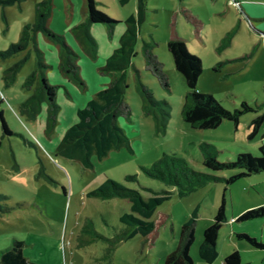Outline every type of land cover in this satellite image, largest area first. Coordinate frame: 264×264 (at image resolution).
Segmentation results:
<instances>
[{
    "label": "rangeland",
    "instance_id": "374dc122",
    "mask_svg": "<svg viewBox=\"0 0 264 264\" xmlns=\"http://www.w3.org/2000/svg\"><path fill=\"white\" fill-rule=\"evenodd\" d=\"M40 1L43 0L14 3L0 0V53L21 41L25 26L35 21ZM103 1L99 6L118 22L115 26L118 29L128 26L122 19L136 15L139 4V0H129L126 5ZM52 2L57 3L53 6V22L48 27L63 35L78 54L77 63L85 85L61 71L60 45L45 31H38L37 46L50 66L46 78L57 87L59 106L56 124L47 131L48 101L37 100L35 115L23 107L39 85L37 80L31 88L25 84L37 69L38 54L33 42L11 54L0 55V113L11 131L9 135L4 133L0 118V193L9 197L1 203L10 208L0 212V252L18 239L24 242L25 255L37 264H164L165 257L179 243L183 225L196 212L195 241L190 254L195 264H211L200 258L199 248L204 231L213 224L225 196L229 221L220 228L219 255L213 264H221L234 250L240 251L244 263L264 264V250L254 249L236 236L248 233L264 241V217L230 222L233 216L264 206V172L231 184L211 180L180 197L173 187L147 176L142 169L164 153H176L186 158L194 170L217 177L228 178L240 171H210L203 163L202 141L215 147L222 162L232 161L241 153L260 154L263 142L257 139L264 133V123L256 139L250 140L248 135L251 121L264 114V9L256 7L264 5V0H145V20L134 24L139 29L136 55L127 70L125 100L132 114L117 119L130 139L132 150L126 147L112 150L102 160L94 155L91 168L84 167L79 159L58 155L56 150L67 130L78 121V110L95 98V87L106 79L119 77L122 72L105 68L113 54H99V41L105 45V41L113 39L114 32L111 34L106 24L90 25L97 33L94 37L99 39L94 57L77 40L73 26L70 27V13L59 0ZM246 4L253 5L252 13L245 10ZM78 15L82 13H76L75 18ZM173 38L183 39L189 50L203 61L199 92L213 95L227 110L241 108L243 101L254 109L241 115L237 127L225 120L216 129H193L184 121L182 110L188 87L168 49ZM145 44L163 63L168 88L146 69ZM15 65L19 67L16 80L7 85L8 69ZM139 81L150 88L157 100L168 103L170 118L166 127L157 126L153 115L156 108L150 107L151 114L146 113L148 108L144 109ZM27 140L34 145H29ZM40 160L54 181L38 176ZM128 175L136 179L129 180ZM108 179L139 190L145 199L153 195L146 188L172 191L151 218L155 224L151 233L114 242L118 235L131 230L120 219L124 213L131 212V203L120 197L103 199L90 195ZM87 224L90 231L84 230ZM93 229L104 238L95 239Z\"/></svg>",
    "mask_w": 264,
    "mask_h": 264
},
{
    "label": "trees",
    "instance_id": "16d2710c",
    "mask_svg": "<svg viewBox=\"0 0 264 264\" xmlns=\"http://www.w3.org/2000/svg\"><path fill=\"white\" fill-rule=\"evenodd\" d=\"M8 3L22 2L24 0H5ZM124 2L128 0H123ZM52 0H43L37 4L36 18L33 23L25 26L21 41L13 44L9 50L0 55L11 54L16 50L25 48L30 42H33L37 51V69L27 78L26 86L31 88L34 82H39L37 91L29 97L24 103V108H29L31 114L35 115L38 111L37 100L46 99L49 103V117L47 131H51L56 124V116L59 106L56 103L57 87L51 85L46 78V70L50 67L45 62L43 52L37 46V32L43 30L48 37L60 45V69L62 72L84 86V80L80 74V66L77 63L78 54L67 44L63 35L57 34L48 27V20L53 11ZM88 17L86 21L73 27V32L77 40L85 47L92 55L97 56V41L90 31V25L94 23L106 24L111 34H113L116 24L110 15L98 7L96 0H87ZM146 4L145 0H139L136 15L129 17L127 30L121 38L120 47L109 58L106 69L122 71L120 76L111 82V84L99 91L95 98L91 99L87 105L80 108L77 112L78 121L73 124L64 135L60 144L57 147L56 153L69 159H79L86 168L93 167L92 157L95 155L102 160L112 150H118L123 147L130 151V139L125 134L122 127L118 124L119 116L130 117L132 109L130 104L125 100L127 70L133 65V56L136 55V45L138 42L139 29L134 24H141L145 20ZM168 49L172 54L175 67L180 72L186 81L188 94L182 110V116L186 123L193 129H216L225 120L234 122L238 126L241 115L251 112L254 109L243 101L241 108L233 111L225 109L222 104L211 94L198 91V83L203 71L202 59L192 53L186 42L181 38H173L168 42ZM144 56L146 59V69L150 71L159 82L169 87L167 74L163 71V63L154 54L149 45L145 44ZM116 61V62H114ZM19 67L15 65L8 69L9 74L6 76L7 85L12 84L16 80ZM137 74L139 71L135 69ZM140 88L144 99V109L148 108V114H151V108H156L157 111L153 114L157 126L163 124L166 127L170 111L166 100H157L150 88L143 82L139 81ZM150 104V105H149ZM2 126L6 135L11 134L9 126L4 118L3 113H0ZM264 123V114L254 118L251 121V132L248 139H255L259 128ZM159 127V126H158ZM160 128V127H159ZM161 129V128H160ZM264 136V133H263ZM27 143L33 146L27 140ZM1 144V142H0ZM200 148L204 155L203 163L210 171H222L231 169H240L238 173L224 178L217 177L212 174L196 171L192 168L188 160L176 153H164L163 156L152 163L150 166L142 167L144 173L154 179L174 188V191L180 196H186L198 188L202 187L211 180L223 181L227 184L234 183L236 180L259 174L264 172V145L259 147L260 154L253 155L252 153H241L232 161L222 162L218 160L215 147L208 142L202 141ZM41 161L39 177H46L54 181L46 172L45 164ZM129 180H135L136 177L128 175ZM153 193L151 197L145 199L139 190L130 189L123 184L108 179L105 183L95 189L90 195L98 196L103 199L111 197H120L127 199L131 203V212H126L121 216V221L128 225L131 230L124 234L118 235L115 243H120L127 238L136 234L148 235L151 233L155 224L151 220L158 206L165 200L171 197L172 191L163 189L161 192L151 188H146ZM66 193V189L64 188ZM9 197L0 193V212L10 211L8 206L1 203L2 200H7ZM227 200L224 196L221 205L214 217L212 225L204 231V239L199 248V256L206 263H213L218 255V239L220 228L228 222L226 215ZM264 217V206L247 210L239 215L234 221H246ZM195 219L196 212L192 218L183 225L179 243L175 250L170 252L164 260V264H195L193 257L190 254L191 247L195 241ZM233 221V222H234ZM84 230L90 231V226L87 224ZM94 238H104L94 229ZM239 240H245L251 247L257 250H264V241L252 236L248 233H237ZM0 264H37L28 258L24 253V242L14 240L13 244L0 252ZM221 264H249L244 263L240 251L234 250L227 255Z\"/></svg>",
    "mask_w": 264,
    "mask_h": 264
},
{
    "label": "crops",
    "instance_id": "0c3cea01",
    "mask_svg": "<svg viewBox=\"0 0 264 264\" xmlns=\"http://www.w3.org/2000/svg\"><path fill=\"white\" fill-rule=\"evenodd\" d=\"M97 3H98V7L103 10L99 5L102 4V2H104L103 0H96ZM115 1H118L121 5H126L128 1L124 2L123 0H112V2H115ZM57 2H55V5H56ZM65 1L63 0H59V4H61L63 7H64V10L68 13H70V18H71V24H70V27L71 26H76L78 25L79 23H82L84 21H86L87 17H88V7H87V0H66V4H64ZM54 5V6H55ZM65 6L67 7V9L65 8ZM251 4H246V7H245V10L248 12V13H252L251 11ZM256 7L258 8H263L264 9V5H260L258 4ZM55 12V11H54ZM52 12V15L51 17L49 18L48 20V26H51V22H53V18H54V15L55 13ZM105 12V11H104ZM76 13H82V15H78V17L75 18V14ZM132 15L134 14H131V15H126L122 20H125L124 22L126 23V20L131 17ZM121 20V19H120ZM96 24H100V23H94L93 25H96ZM118 24V23H117ZM92 25V26H93ZM127 30V26H123V27H120L119 29L118 28H115L114 29V37L113 39H111L110 41H105V45L104 43H101L99 41V54H102L103 56H111V54H114V52L120 47V44H121V38L123 36V34L126 32ZM91 33L93 36H97V33L93 30V29H90ZM139 34V33H138ZM95 38V37H94ZM96 39V38H95ZM99 40L98 37L96 39V41ZM103 45V46H102ZM97 46H98V42H97ZM105 47V48H104ZM98 49V48H97ZM104 49V50H103ZM98 52V51H97ZM108 52V53H107ZM114 79H116L115 77L113 79H106L104 80L103 82L99 83L95 88L96 93L95 95L101 91L103 88H105V86L109 85ZM256 139V138H255ZM259 140H262V145H264V136L262 135L260 138L257 139V141ZM238 216H233L231 219H230V222H232L231 220L232 219H236ZM229 221V219H228ZM236 221L232 222V223H235ZM228 223V222H227ZM217 260V259H216ZM216 260L213 262L215 263ZM211 263V264H213Z\"/></svg>",
    "mask_w": 264,
    "mask_h": 264
},
{
    "label": "built area",
    "instance_id": "2783aa9c",
    "mask_svg": "<svg viewBox=\"0 0 264 264\" xmlns=\"http://www.w3.org/2000/svg\"><path fill=\"white\" fill-rule=\"evenodd\" d=\"M232 222L234 221V219L231 220Z\"/></svg>",
    "mask_w": 264,
    "mask_h": 264
}]
</instances>
